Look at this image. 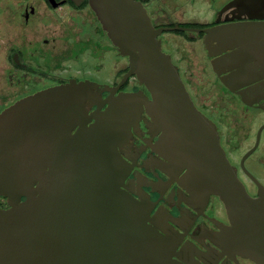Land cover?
<instances>
[{
  "label": "water",
  "instance_id": "1",
  "mask_svg": "<svg viewBox=\"0 0 264 264\" xmlns=\"http://www.w3.org/2000/svg\"><path fill=\"white\" fill-rule=\"evenodd\" d=\"M88 4L112 45L128 59L124 78L135 76L151 98L138 92L100 101L97 83L71 80L0 112V195L8 199V207L0 208V264H183L173 258L178 240L148 224V200L138 201L121 188L129 165L117 146L142 109L160 134L158 145L169 166L177 177L184 172L178 183L189 194L186 202L203 207L214 196L223 204L229 224L210 238L226 254L264 264V186L245 171L257 186L254 197L246 192L219 145L215 125L195 108L161 50L156 37L162 30L152 26L138 0ZM234 4L251 19L264 18V0ZM12 7L10 0H0V19ZM3 28L0 57L5 60L9 31ZM176 28L203 31L211 55L235 48L211 62L219 77L232 71L220 77L231 92L256 80L254 70L264 64V23ZM241 95L247 105L262 98ZM88 101L108 104L92 113L95 122L89 126ZM185 263L201 264L193 257Z\"/></svg>",
  "mask_w": 264,
  "mask_h": 264
},
{
  "label": "flooded vegetation",
  "instance_id": "2",
  "mask_svg": "<svg viewBox=\"0 0 264 264\" xmlns=\"http://www.w3.org/2000/svg\"><path fill=\"white\" fill-rule=\"evenodd\" d=\"M10 1L16 7L9 8L5 19H0V31L4 26L9 31L8 55L5 60L0 57V112L18 99L71 80L97 83L95 93L100 101L121 93L141 92L151 98L135 76L124 78L129 70L128 59L112 45L88 0ZM138 1L152 26L162 30L156 37L161 50L176 67L195 108L215 125L227 160L246 192L254 197L257 186L245 171L264 186V128L257 140L264 125V109L260 107L264 106V64L255 68V81L231 92L220 77L232 71L219 77L211 62L235 48L211 55L214 51L210 52L206 46L203 31H183L176 27L205 30L236 23H264V18H249L235 6V0ZM185 47H191L189 54L185 53ZM193 60L212 75L217 94L226 100L223 110L208 107L198 99L202 89L192 82V71L187 66ZM240 93L250 100L257 95L262 98L247 105ZM107 107V103L88 101L85 109L90 118L93 112ZM94 122L90 118L88 126ZM151 122L142 109L129 127L128 136L117 146V152L129 165L122 190L138 201L148 200L151 205L148 224L161 235L178 240L173 255L177 261L186 264L193 257L201 264H255L239 255L224 253L210 238L212 233L220 231L219 226L229 224L223 204L214 196L203 207L186 202L189 194L178 183L184 172L177 177L169 166L170 161L158 145L160 134L151 128ZM7 207L8 199L0 195V208Z\"/></svg>",
  "mask_w": 264,
  "mask_h": 264
},
{
  "label": "rangeland",
  "instance_id": "3",
  "mask_svg": "<svg viewBox=\"0 0 264 264\" xmlns=\"http://www.w3.org/2000/svg\"><path fill=\"white\" fill-rule=\"evenodd\" d=\"M172 34V33H169ZM166 36V35H165ZM172 39H176L175 36L169 35ZM186 54H189L191 47H185L183 48ZM192 55V54H190ZM188 66V70L192 71V82L195 85H198L202 91L201 96L198 97V99H202V101L207 104L208 107L214 106L216 109L223 110V104L226 100H223L222 97H220L216 92V87L214 86V83L212 82V75L208 74L206 70L203 69L202 64L197 63L195 60H193V63H191ZM194 85V86H195ZM215 111V109L212 108V112ZM264 137V134H263ZM264 142V141H263ZM252 194L254 192H251Z\"/></svg>",
  "mask_w": 264,
  "mask_h": 264
}]
</instances>
